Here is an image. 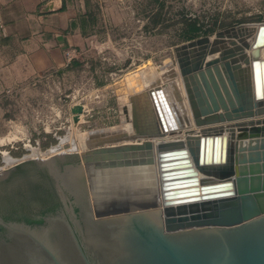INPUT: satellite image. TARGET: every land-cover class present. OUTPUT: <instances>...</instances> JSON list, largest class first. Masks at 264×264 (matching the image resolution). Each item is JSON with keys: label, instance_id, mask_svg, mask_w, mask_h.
<instances>
[{"label": "water", "instance_id": "95a60500", "mask_svg": "<svg viewBox=\"0 0 264 264\" xmlns=\"http://www.w3.org/2000/svg\"><path fill=\"white\" fill-rule=\"evenodd\" d=\"M174 53L197 131L182 133L165 84L155 91L158 126L141 124L145 140L32 159L78 211L69 210L71 223L64 216L33 227L0 220L7 229L0 264H264V140L261 159L231 143L233 128L252 124L228 127L231 138L212 126L264 116V24L200 37ZM70 112L77 124L83 107ZM167 133L183 138L155 142Z\"/></svg>", "mask_w": 264, "mask_h": 264}, {"label": "rangeland", "instance_id": "374dc122", "mask_svg": "<svg viewBox=\"0 0 264 264\" xmlns=\"http://www.w3.org/2000/svg\"><path fill=\"white\" fill-rule=\"evenodd\" d=\"M87 11L92 17L85 25L88 41L66 68L2 90L0 173L67 152L81 135L117 133L128 117L124 88L141 89V70L161 75L177 69L175 46L264 24V0H102L89 3ZM137 18L147 21L141 28V59L147 60L142 68ZM191 24L196 33L189 32ZM74 105L83 107L77 124L70 112ZM70 154L77 157L79 151Z\"/></svg>", "mask_w": 264, "mask_h": 264}, {"label": "crops", "instance_id": "0c3cea01", "mask_svg": "<svg viewBox=\"0 0 264 264\" xmlns=\"http://www.w3.org/2000/svg\"><path fill=\"white\" fill-rule=\"evenodd\" d=\"M93 1L102 0H0V94L4 87L11 88L66 68L69 64L65 51L83 50L88 41L84 27L89 23L88 4ZM136 21L140 25L137 39L141 67L147 62L141 59V28L147 21L141 18ZM216 58L218 53L207 56L206 62ZM124 89L127 95V85ZM262 120L264 116L255 115L212 126L230 130L228 127L252 124V127L240 128V131L237 127L233 128L235 138L231 143H238L245 149L252 148L253 154L262 159L260 149L264 140V125L256 126ZM176 138L182 139L183 136ZM256 164L261 167L262 163Z\"/></svg>", "mask_w": 264, "mask_h": 264}, {"label": "bare ground", "instance_id": "6f19581e", "mask_svg": "<svg viewBox=\"0 0 264 264\" xmlns=\"http://www.w3.org/2000/svg\"><path fill=\"white\" fill-rule=\"evenodd\" d=\"M259 25L255 26V28H257ZM252 40L253 38L250 37L247 41L250 43ZM138 73L140 77L141 89L135 92L133 88L127 86L128 89L127 95L129 96V102H127V105L128 104L129 105L126 115L128 117H126L127 118L126 122L122 123V127L118 130V132L110 133V134H105L104 132H92L81 135L84 138L78 141H73L70 147L66 149L68 153H70L71 151H79V154H82L94 148L119 146L123 144L135 143L145 140V137L141 134V124L145 126L146 124L152 122V120L154 119L156 125L158 126L154 105L156 102V104L159 106V100L155 91L160 89L165 84L169 86V91H170L169 94H171V97L182 116V120L184 121L185 128L181 130L182 133L189 128H192L194 131H197V129L193 127V122L191 119V114L188 107L183 82L179 74L178 68L177 69L175 68L170 71L168 70L162 73L161 75H158L157 72L153 70H141ZM151 92L154 95H152ZM223 135L227 136L228 138H231V133L229 130L223 129ZM81 136H79V138ZM177 136L179 135L176 134L170 136L167 133L165 134V138L155 139V142L161 140L162 142L169 141L175 139ZM63 151L65 150L63 149ZM58 153H60V151H58ZM54 154L57 153L55 152ZM54 154L52 155L50 154V156H53ZM50 156L41 159H47ZM33 157H35V155H33ZM10 163L12 164V162ZM156 184H157L159 208L161 210L162 192L160 188V182L158 181L157 178H156Z\"/></svg>", "mask_w": 264, "mask_h": 264}, {"label": "flooded vegetation", "instance_id": "af4514ba", "mask_svg": "<svg viewBox=\"0 0 264 264\" xmlns=\"http://www.w3.org/2000/svg\"><path fill=\"white\" fill-rule=\"evenodd\" d=\"M75 159L67 158V162ZM11 204H0V220L3 223L35 226L46 219L64 216L70 222L69 210L78 211L69 192L44 169L28 162L17 166L0 180V199ZM7 229L0 224V237L5 238Z\"/></svg>", "mask_w": 264, "mask_h": 264}, {"label": "built area", "instance_id": "2783aa9c", "mask_svg": "<svg viewBox=\"0 0 264 264\" xmlns=\"http://www.w3.org/2000/svg\"><path fill=\"white\" fill-rule=\"evenodd\" d=\"M77 51L75 49H68L65 51V59L69 64L74 58L77 57Z\"/></svg>", "mask_w": 264, "mask_h": 264}, {"label": "trees", "instance_id": "16d2710c", "mask_svg": "<svg viewBox=\"0 0 264 264\" xmlns=\"http://www.w3.org/2000/svg\"><path fill=\"white\" fill-rule=\"evenodd\" d=\"M88 16V18L87 19H90V18H92L91 17V15L90 14H88L87 15ZM84 29H85V27H84ZM198 31V28L197 27H195V25L194 24H191V25H189V32L190 33H196ZM85 34H86V30H85ZM192 39H194V37L193 38H191L190 40H192Z\"/></svg>", "mask_w": 264, "mask_h": 264}]
</instances>
